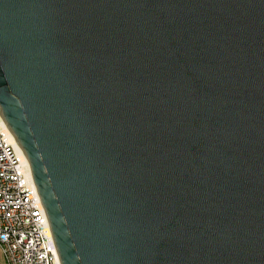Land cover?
<instances>
[{"label":"water","instance_id":"obj_1","mask_svg":"<svg viewBox=\"0 0 264 264\" xmlns=\"http://www.w3.org/2000/svg\"><path fill=\"white\" fill-rule=\"evenodd\" d=\"M0 119L58 264H264V0H0Z\"/></svg>","mask_w":264,"mask_h":264},{"label":"built area","instance_id":"obj_2","mask_svg":"<svg viewBox=\"0 0 264 264\" xmlns=\"http://www.w3.org/2000/svg\"><path fill=\"white\" fill-rule=\"evenodd\" d=\"M0 120V248L4 264H58L30 172Z\"/></svg>","mask_w":264,"mask_h":264},{"label":"bare ground","instance_id":"obj_3","mask_svg":"<svg viewBox=\"0 0 264 264\" xmlns=\"http://www.w3.org/2000/svg\"><path fill=\"white\" fill-rule=\"evenodd\" d=\"M1 120V119H0ZM7 132H8V130H7ZM8 135H9V138H10V140H11V143H13L15 146H16V148L19 150V152L21 153V150L18 148V146L16 145V143L14 142V140H13V138H12V136H11V134L8 132ZM27 166V165H26ZM29 171V170H28Z\"/></svg>","mask_w":264,"mask_h":264},{"label":"crops","instance_id":"obj_4","mask_svg":"<svg viewBox=\"0 0 264 264\" xmlns=\"http://www.w3.org/2000/svg\"><path fill=\"white\" fill-rule=\"evenodd\" d=\"M0 264H4V257L1 248H0Z\"/></svg>","mask_w":264,"mask_h":264}]
</instances>
